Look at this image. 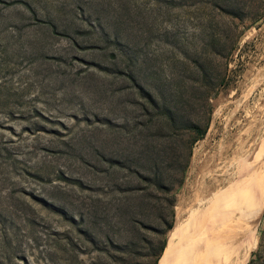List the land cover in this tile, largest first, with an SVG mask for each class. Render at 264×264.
Masks as SVG:
<instances>
[{"label": "rangeland", "instance_id": "rangeland-1", "mask_svg": "<svg viewBox=\"0 0 264 264\" xmlns=\"http://www.w3.org/2000/svg\"><path fill=\"white\" fill-rule=\"evenodd\" d=\"M262 67L264 0H0V264H151L157 238L150 249L128 217L110 211L124 196L116 184L147 188L134 170L149 165L135 153L124 169L106 158L126 159L146 127L152 144H175L183 163L191 137L151 109L130 72L207 125L171 192L173 226L160 264L175 231L189 237L193 201L220 155L253 133ZM142 192L169 222L168 196ZM255 231L245 264L260 249L264 210ZM126 242L124 255L111 245ZM247 243L241 236V255Z\"/></svg>", "mask_w": 264, "mask_h": 264}, {"label": "bare ground", "instance_id": "bare-ground-1", "mask_svg": "<svg viewBox=\"0 0 264 264\" xmlns=\"http://www.w3.org/2000/svg\"><path fill=\"white\" fill-rule=\"evenodd\" d=\"M255 75L258 119L251 126L253 133L237 138L235 148L228 144L220 155L222 164L217 162L218 167L211 169L202 193L193 201L189 237L175 231L160 264L246 263L264 210V67ZM179 219L178 214V225ZM241 236L248 241L242 255Z\"/></svg>", "mask_w": 264, "mask_h": 264}, {"label": "trees", "instance_id": "trees-1", "mask_svg": "<svg viewBox=\"0 0 264 264\" xmlns=\"http://www.w3.org/2000/svg\"><path fill=\"white\" fill-rule=\"evenodd\" d=\"M213 7H215L219 12L225 15H230L237 17L236 14L229 8L224 2H214ZM52 28H56L52 22H48ZM195 71L203 79L209 77V73L202 66H195ZM129 80L133 83L134 88L137 89L139 95L144 101L151 106L153 110H160L161 117H163L167 124L170 127H174L177 123H181L184 129L190 135L191 139L189 144H187V154L185 162L181 163L179 157L175 151V144H152L150 141V135L148 130L145 127L143 142L142 144H132L134 149H130L129 154L125 157L126 159H121L119 157L106 158V161L111 164L112 167H117L124 169L125 160L128 161L131 155L138 156V160L145 161L149 168L148 170L137 169L134 170V174L138 178L139 183L142 182L147 187L146 189L141 188L140 186H132V182H126L124 184H116L115 190L118 193L124 194V196L117 201V204L112 205L110 211L113 212L112 216L114 218H123L128 217L135 227L137 233H140L143 238V241L146 242L150 249H153V240L157 238V248H155L154 253L149 255L152 259L151 264H157L159 257L161 256L166 239L165 235L173 226V204L174 196L171 195V192L175 185H181L184 180V175L191 157V146L198 139H201L205 132L206 127L200 128L195 122L191 121L189 118L186 119L184 113H180V109L170 106L168 103H165L161 100L160 96H157L154 92L151 91L149 86L145 82H141L133 72L128 74ZM160 97V98H159ZM211 111V109H210ZM184 112V111H183ZM135 153V154H133ZM105 157V156H103ZM146 171V172H144ZM174 177H178V180L174 183ZM154 189L168 196L169 204V217L170 221L167 222L164 215L163 207L160 204H152L149 198L143 194L142 191ZM99 199V198H98ZM100 202V200H97ZM152 209L156 210L157 215L155 218L150 219L148 214ZM165 226V227H164ZM84 234L89 237V232L87 229L84 230ZM153 238V239H152ZM90 242L94 241V238H90ZM114 251L122 255L127 254V247L129 242L124 244L112 243ZM254 255V254H253ZM249 260L247 264H264V231L260 237V249L254 255V257ZM253 257V256H252ZM124 260L121 258L119 261ZM114 264L119 262L113 260Z\"/></svg>", "mask_w": 264, "mask_h": 264}]
</instances>
